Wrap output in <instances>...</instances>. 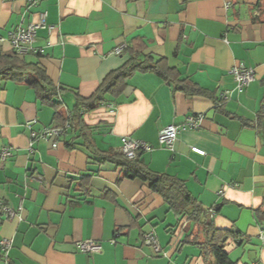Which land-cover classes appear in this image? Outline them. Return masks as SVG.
<instances>
[{"label": "crops", "instance_id": "obj_1", "mask_svg": "<svg viewBox=\"0 0 264 264\" xmlns=\"http://www.w3.org/2000/svg\"><path fill=\"white\" fill-rule=\"evenodd\" d=\"M41 12L46 26L36 30L26 59L66 89L64 110L75 93L90 96L133 46L166 58L204 90L186 94L153 71L134 72L118 97L83 120L102 150L121 149L122 137L149 144L139 159L182 179L212 210L216 228L236 232L225 247L229 257L264 264V118L258 124L256 116L264 96V0H0V50L10 53L8 32L38 22ZM239 63L256 73L246 88L231 73ZM225 90L227 99L220 97ZM168 124L184 126L172 148L158 141ZM50 125H59L54 110L34 89L0 80V148L11 149L0 164V195L19 214L0 216V240L11 242L8 264H209L197 245L180 242L197 233L194 222L177 221L146 182L95 163L75 131L67 129L56 147L32 140V131ZM147 231L162 254L144 244ZM83 240L99 242L101 251H80Z\"/></svg>", "mask_w": 264, "mask_h": 264}, {"label": "trees", "instance_id": "obj_2", "mask_svg": "<svg viewBox=\"0 0 264 264\" xmlns=\"http://www.w3.org/2000/svg\"><path fill=\"white\" fill-rule=\"evenodd\" d=\"M130 53V58L119 68L110 71L90 96L83 97L75 93L74 105L70 109L64 110V102L61 99L66 89L55 86L47 76L45 68L38 61L27 60L26 54L18 55L13 50L10 53L0 50V80H11L30 86L41 103L53 108L54 120L59 123L57 126L63 128L62 135L67 129L75 131L77 135L74 138L82 139L81 145L95 163L99 165L110 163L120 168L122 177L146 182L151 190L162 198L168 211L175 215L177 221L186 217L190 223L194 222L198 227L197 233L191 235L190 239H182L181 244L197 245L203 259L209 264H237L225 249L227 241L236 238V232L231 229L216 228L211 219L212 210H206L197 202L182 179L152 170L139 159V153L133 159H128L121 149L98 148L95 144L93 127L84 123V113L118 97L127 86V78L134 72L153 71L186 94H204L202 88L186 77H181L175 67L168 65L166 58L140 54L142 51L136 46L130 49ZM256 116L258 124L261 123L264 118V96ZM68 143L66 145L70 147ZM109 193L108 191L105 197L114 200ZM147 232L142 233V239Z\"/></svg>", "mask_w": 264, "mask_h": 264}, {"label": "built area", "instance_id": "obj_3", "mask_svg": "<svg viewBox=\"0 0 264 264\" xmlns=\"http://www.w3.org/2000/svg\"><path fill=\"white\" fill-rule=\"evenodd\" d=\"M12 1V0H11ZM29 5H37L41 0H24ZM228 3H226V6ZM39 21L34 23L30 22L25 26H17L10 30L7 34V40L11 45V49L18 55L27 54L29 52H34L35 49L32 44L35 40L36 30L40 27H45V12L39 13ZM4 40L0 37V41ZM125 46L118 45L114 48L113 52L115 54H120ZM231 73L235 82L239 88H246L250 85L252 81L256 78V73L253 68L246 67L243 63H239L231 69ZM229 92L225 90L220 94V97L227 99L229 97ZM191 125H194L195 120L189 118ZM180 129H184V126H176L173 124H168L162 127L158 131V141L160 144L168 148H172L173 142L176 139L177 133ZM63 133V128L57 125H50L41 128L39 131H32L30 137L32 140H42L44 142H50L52 147H56ZM149 144L134 140L129 137L121 138V151L128 159H133L137 152L140 150H150ZM191 151L204 155L205 151L197 146H192ZM11 155V149L9 147L0 148V164H3L8 156ZM0 216L4 219H12L14 217H19L18 212H16L12 207L4 202L0 195ZM143 242L149 246L155 254H162V249L158 243L157 237L153 232H147L143 235ZM11 246V242L7 238L0 240V262L2 264H8V250ZM76 247L87 253H99L102 249L99 242L93 240H83L76 244Z\"/></svg>", "mask_w": 264, "mask_h": 264}]
</instances>
